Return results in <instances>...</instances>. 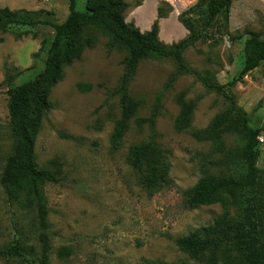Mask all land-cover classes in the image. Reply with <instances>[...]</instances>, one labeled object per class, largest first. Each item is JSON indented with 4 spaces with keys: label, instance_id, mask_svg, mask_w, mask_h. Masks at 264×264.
Here are the masks:
<instances>
[{
    "label": "rangeland",
    "instance_id": "374dc122",
    "mask_svg": "<svg viewBox=\"0 0 264 264\" xmlns=\"http://www.w3.org/2000/svg\"><path fill=\"white\" fill-rule=\"evenodd\" d=\"M124 22L140 32L155 23L158 40L171 46L196 33L205 14L200 0H123ZM86 11V0H75ZM70 0H0V10L37 13L51 25L63 23ZM228 35L215 31L183 54L191 71L164 85L176 71L171 61L140 63L129 85L134 113L123 121L115 95L126 53L97 43L65 68L49 96L34 152L41 170L58 171L60 183L44 187L48 208L49 264H199L175 241L206 228L222 214L219 206L186 209L183 195L205 175L230 174L229 161L243 146L236 134L213 130L226 109L224 99L197 76L221 86L241 71L250 34L264 39V0H233ZM19 37V38H18ZM54 37L50 26L11 27L0 32V175L12 151L7 90L32 81L43 71ZM253 128H264V67L247 74L230 90ZM153 129V132H152ZM119 136L117 140L116 137ZM153 140L169 165L170 188L145 190L128 162L129 149ZM257 166L264 170V133L258 138ZM29 217L10 204L0 187V249L13 239L34 244ZM65 250L66 256L60 255ZM0 264H6L0 257ZM13 264H18L14 262Z\"/></svg>",
    "mask_w": 264,
    "mask_h": 264
},
{
    "label": "trees",
    "instance_id": "16d2710c",
    "mask_svg": "<svg viewBox=\"0 0 264 264\" xmlns=\"http://www.w3.org/2000/svg\"><path fill=\"white\" fill-rule=\"evenodd\" d=\"M232 3L233 0H200L196 7L206 16L202 27L171 46L159 42L155 23L147 32L126 24L124 15L128 5L123 0H86L85 12L77 11L75 0H70L69 13L60 25L41 20L37 13L0 10V32L11 27L39 25L54 30L43 71L32 81L6 93L12 151L0 175V187L10 204L26 212L29 232L34 236L32 245L15 238L1 248L0 257L6 264H49L51 246L44 187L61 180L58 171L38 168L34 147L42 121L52 108L51 91L63 79L65 68L81 60L84 52L96 45V32L108 38L110 51L126 53L123 74L115 91L126 121L134 113L128 90L140 63L150 59L173 62L176 71L164 85V91L168 90L178 77L191 72L183 59L186 50L210 40L213 31L228 35ZM245 50L248 56L241 71L227 85H218L208 75L197 76L208 92L221 96L226 103L212 129L239 135L243 142L235 160L226 164L230 169L228 176L215 179L204 174L183 195L186 209L219 206L222 210L210 226L175 241L179 251L199 264H264V170L257 166L258 138L264 128H253L230 94L247 74L264 67V39L250 34ZM128 162L150 194L170 188L169 165L153 140L132 146ZM60 255L66 256L67 252L63 250Z\"/></svg>",
    "mask_w": 264,
    "mask_h": 264
}]
</instances>
